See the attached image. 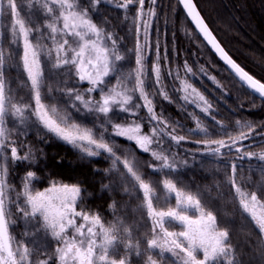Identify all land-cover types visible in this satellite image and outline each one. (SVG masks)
<instances>
[{
  "label": "snow or ice",
  "instance_id": "1",
  "mask_svg": "<svg viewBox=\"0 0 264 264\" xmlns=\"http://www.w3.org/2000/svg\"><path fill=\"white\" fill-rule=\"evenodd\" d=\"M137 2L139 8L133 18L137 34L136 67L125 73L121 65L127 59L128 50L122 46L123 37L116 31L112 17L104 14L105 6L122 10V22H126L130 6ZM145 2L27 0L28 12L22 17L25 7L22 0H0V17H11V44L17 48L22 44L23 48L20 59L27 79L20 83L31 93V101L17 99L6 75L8 68L18 67L15 52L12 48L5 51L0 45V264H133V257L139 258L145 253V264L166 261L169 264H242L230 239V230L221 225L216 211L201 192L179 187L177 177L168 178L182 165L187 166L189 160L174 153L172 145L165 144L164 137L179 145L186 136L176 134L175 128L166 131L168 122L162 114H157L146 90L154 76L161 88L160 94L171 102L161 83V59L168 61L169 57L166 48L161 54L159 40L154 45L156 60L151 73L147 68L150 56L145 49L151 47L149 34L159 5L158 0H149L146 11ZM177 3L219 59L264 101V82L255 79L231 58L193 0H177ZM184 69L186 74L195 76L187 63ZM200 71L207 74L204 66ZM208 78L215 81L212 76ZM46 81L48 91L44 94ZM85 84L87 87H83ZM181 85L185 92L191 88L194 96L190 100L184 95V106L194 104L205 115L215 111L206 97L185 80H181ZM47 98L62 102L64 108L45 103ZM141 110H146L147 115H142ZM9 117L14 120L11 127ZM194 118L196 127L188 133L209 136L208 127L199 117ZM216 123L225 128L219 120ZM144 126H149L150 131L145 132ZM176 127L182 126L176 122ZM243 127L248 130H240L238 135L225 133L227 139H204L196 143L204 145L202 155L216 158L225 170L231 165L227 183L234 190L240 209L259 230L261 238L254 248L264 261V184H257L251 175L245 176L242 163L253 158L264 162V151L246 150L242 142L252 139L257 129L250 123ZM260 128L264 131V125ZM33 129L41 140L50 133L87 157L105 156L111 161L106 174L118 173L126 194L139 199L142 193L140 208L146 211L151 222V238L147 239L146 247H142L140 240L133 242L132 228L126 227L123 218L116 215L115 201L110 205L114 219L106 223L99 212L87 208L84 195L87 189L79 182L50 180L43 190L36 187L41 182L37 169L43 153L27 140ZM116 138L134 142L141 152L150 154L147 167L164 174L161 183L167 194L165 202L174 196V205L167 209L158 207L160 200L153 181L140 171L134 155L129 159L117 153ZM19 164L27 165V171L20 177L17 190L9 175ZM249 169L259 170L264 176V163L250 164ZM105 189L112 190V185H103L102 191ZM18 222L24 225L19 240L11 231ZM50 242H54L51 251Z\"/></svg>",
  "mask_w": 264,
  "mask_h": 264
},
{
  "label": "trees",
  "instance_id": "2",
  "mask_svg": "<svg viewBox=\"0 0 264 264\" xmlns=\"http://www.w3.org/2000/svg\"><path fill=\"white\" fill-rule=\"evenodd\" d=\"M194 3L210 30L231 58L254 78L264 82V0H194ZM137 4L139 5L138 2ZM137 4L130 6V8L133 9ZM158 5L156 16L157 32L151 39L153 47L150 50L152 54L147 63V68H150L156 60V49L154 47L156 38L161 45V54L163 55L166 48L169 57L168 61L161 59V83L163 91L168 93L171 102L165 100L160 94L161 88L156 85L154 76L149 82L150 87L146 90L150 98L153 99L155 109L163 114L164 117L166 116L164 119L168 122V125H170L169 119H175L180 124L185 125L187 130L195 129V116L199 117L200 122L205 127H208L209 136H204L202 133L195 136L191 135L188 139L191 144H188V141L181 143V145L179 144L180 151L187 155L188 165L194 164L195 168H207L208 166L217 167V169L221 168L223 171L228 172L230 176L231 165L229 164L225 170L223 163L217 161L216 158L202 155L205 151L204 145H198L196 141L227 139L225 133L238 135L240 130L246 132L248 129L246 127L242 128V126L250 123L257 129V134L252 139L242 143L247 151L257 153L264 151V131L260 128L261 125H264V102L245 90L227 72L190 26L176 0H159ZM105 9L104 13H108L112 8L105 6ZM173 9H176V11H173ZM129 24V33L131 32V39H133L132 46L134 45L135 48L137 34L133 17L130 18L129 16ZM122 63L129 67V72L135 69V51L132 57L131 55L130 58L127 56V59ZM185 63L192 67L195 76L192 73L186 74V72H183L185 71ZM201 66H204L207 74L200 71ZM170 72L171 75H169ZM198 76H201L205 84L201 93L213 105L215 110L208 115L201 112L194 104L189 103L184 106L185 101L182 99L186 94L190 100L194 96L191 93V88H188L187 92L184 91L181 80L188 82L192 88L200 90L197 87L200 82ZM209 76L214 77L215 81L210 80ZM134 83L133 79L132 84L134 85ZM83 87H87V84L83 85ZM135 99L139 100L138 94ZM176 105H180V109H177ZM141 112H146V110ZM217 120L225 128L221 129V125L216 123ZM237 121H240L239 125H237ZM168 128L173 129L172 126ZM164 138L169 140L167 136ZM116 139L119 144L118 148L121 149V152L117 151V153L127 155L129 159H132L133 155L135 156L138 168L141 172L147 174V179L153 181L157 189V197L161 201L163 191L160 189L159 181L162 173L153 172L147 167L146 162L151 161L150 154L139 151L134 144L122 138ZM41 149L43 156L37 169L38 175L41 177V182L38 183L39 187L44 188L50 180L63 181L70 184L79 182L87 189L86 192L89 194L87 204L99 211H106L114 201H121L122 197H125L122 194L124 183L120 179L121 187L115 186L112 187V190L105 189L102 191V186L109 182L105 169L111 166V161L108 159V161H105V156L84 161L75 151H72L62 141L57 140H51L48 144L42 146ZM225 159L228 158L226 157ZM253 160L242 162L244 173L247 174L250 171V164L259 165L264 163L255 158ZM255 160L257 161L255 162ZM152 163L156 162L152 161ZM186 169H188L187 166ZM250 172L256 181L262 180L258 184H264V179H262L264 176L261 175L259 170ZM194 174L187 172L185 176L179 172L177 177L179 179L178 186L190 191L199 190L201 192L210 207L216 211L221 225L230 230V239L233 245L236 246L238 258L242 261V264H264V261L260 260L259 254L255 253L254 248L257 240L261 238L259 230L251 218L243 211H240L239 201L236 200V203H230L227 200L224 201L225 197L212 199V196L206 193V186L202 181L203 172L202 174L198 172V176L196 174L194 176ZM227 189L229 193L233 192L231 187H227ZM137 202L141 205V195ZM161 204L159 203L158 207L166 208L171 203L169 201ZM236 207L238 210H235ZM224 216L226 217L225 221L222 220ZM135 221L136 223H142L143 220ZM148 227V224L147 227L146 225L137 227L138 235L141 234L145 242L142 247L146 246L147 239L151 238V233H148L150 232ZM139 258L145 262L147 254L145 253ZM133 259L136 261L138 258L133 257ZM166 262V264H169L168 261Z\"/></svg>",
  "mask_w": 264,
  "mask_h": 264
},
{
  "label": "rangeland",
  "instance_id": "3",
  "mask_svg": "<svg viewBox=\"0 0 264 264\" xmlns=\"http://www.w3.org/2000/svg\"><path fill=\"white\" fill-rule=\"evenodd\" d=\"M22 2L24 3L25 7H24V10L21 12V15H22V17H24L26 15V13L28 12V9H27V6H26L27 0H22ZM158 4H159V0H158ZM148 6H149V0H146V2H145V10L146 11L148 9ZM137 8H139L138 4H137L136 7H133V9H131V8L129 9L130 18L131 17H133V18L135 17ZM156 11H157V9H156ZM104 14L105 15H109V16L112 17L114 23L117 25L116 31L119 33V35L121 37H123L122 42H121L122 46H123L124 49L128 50V53H127L128 54L127 55L128 58H130V55L132 57L134 55L135 48H134V45L132 46V44H133V39H131V35L132 34H131V32L129 33V31H130L129 19L126 22H122L123 21L122 10H115L113 8L111 9V11H108V13H104ZM36 15H39V13L37 12ZM131 15H133V16H131ZM117 16H119L120 18L118 19ZM0 31H1V35H2V41H3L2 44H3V47H4L5 51H7L9 48H12L14 50V52H15L14 59H15L16 65H18V67H16V66L10 67L6 71V75L9 78V80L11 81V87L15 90L16 95H17V99L23 97L26 102L31 101V93L29 91V88L22 87L21 83H20L22 80L26 81V79H27L26 75L22 71V61L20 59V57L23 55V48H22V44L18 48L11 44L12 37H11V17H10V15L0 17ZM156 32H157V25H156V17H155L154 18V23H153V28H152V30L150 31V34H149V45L151 47L145 49L146 55H149L150 58H151V54H152V51H150V50H152V47H153V45H151V39L155 36ZM140 35H141L140 36L141 42H143V31H141ZM156 41L157 40L155 38V42ZM153 44H154V42H153ZM121 67H122V70L125 73L129 72V67H127V65H125V64L123 65V63H122ZM150 68H151V66H150ZM150 68H148L149 73H150ZM183 72H185V71H183ZM198 77H199V81L200 82L197 85V87L200 90H198L197 88H195V89L198 92L201 93L204 90L203 87H205V84H204L201 76H198ZM47 84H48V81H46L45 87L42 89V93H44V94H46L47 91H48ZM187 84H189V83L187 82ZM191 98H194V97H191ZM45 103H48L49 105L56 104L57 107L60 108V109L64 108V104L62 102H57V101L52 100L50 98H47L45 100ZM176 107H177V109H180V105H176ZM156 111H157L158 115L161 114L158 110H156ZM141 114L144 115V116L147 115L146 112H141ZM165 117L163 116V118H165ZM77 119H79V118L77 117ZM169 120H170L169 121V124H170L169 126H172V128H175L176 134H178V135L186 134L185 135L186 136V140L182 141L181 143H186L188 141V144H191V143H189V140H188L191 135L188 133L187 127L185 125H183V124H180L178 122V120H175V119H169ZM176 122H178V124L181 125L182 127H176ZM13 123H14L13 118L9 117V126L11 127V125ZM85 123H87V120L85 121ZM172 130L173 129H169V128L166 129L167 132H171ZM144 131L145 132L150 131L149 126H144ZM43 134L44 133H42V135ZM27 140H28V142H30L32 145L35 146V148L37 149L38 152L42 150L41 149L42 146L48 144L51 140L62 141V140L57 139L54 135H52L50 133L46 134V139L41 140L40 138H38V136L36 134V131L34 129L28 135ZM124 140L127 141L126 139H124ZM62 142L66 146H68L72 151H75L76 154L81 156L82 160H84V161L92 159V158H96V157H87L86 155L81 153L78 149L73 147L72 145H69V144L65 143L64 141H62ZM127 142H129V141H127ZM130 143L134 144V142H130ZM181 143H180V145H181ZM165 144L166 145L167 144H171L172 145V151L174 153H176L181 159H183V158H185L187 156L186 153H183L182 151H180L179 145H175V143L172 142L170 139L169 140L165 139ZM198 145H200V144H198ZM201 145H203V144H201ZM117 151L121 152V149L118 148ZM234 156H235V153L233 152V157ZM227 158L231 159L232 157H227ZM105 161H108V160L105 159ZM252 161H254V160H252ZM256 161L257 160H255V162ZM40 162H41V160H40ZM187 167H188V169H186V166L184 167L182 165L177 173H173L172 176H170L168 178L178 177L179 176V172H181V174H184L185 176H186L187 172L195 173L197 176H198V172H201V174L203 172L202 181H203V184L205 183L204 185L206 186V193L209 194L210 196H212L211 197L212 199L220 198V197L224 198L225 197L224 201L227 200L230 203H233V202L236 203L237 199H234V195H235L234 190H233V192L229 193V191L227 189V187L228 188L231 187L230 184L227 183V179H228V176H229L228 172L223 171V169H221V168L217 169V167H213V166H208L207 168H205V167H203V168H197L196 167L195 168L194 164H191V165H187ZM26 171H27V165L19 164V165H17L15 167V169L13 171L10 172L9 181L11 183L15 184L17 190L20 189V185H21L20 177L23 176V174ZM195 174H194V176H195ZM244 175L245 176L251 175L252 180L255 181L257 184L262 181V180H257L256 181L255 177L252 176L250 171L247 174L244 173ZM107 177L109 178L108 184H111L112 187H115V186L121 187L122 184L119 181L118 173H116V172L107 173ZM164 178H165V176L162 173L161 174V179L159 181L160 189L162 191H163V186H162L161 181ZM262 179H264V177ZM49 182L47 183V186H48ZM47 186H45V187H47ZM36 187L38 189H40V190H43L45 188V187L44 188L39 187L38 184L36 185ZM122 194L125 197H122L121 201H116L115 202L116 203V215H118L121 218H123L126 227L130 226L132 228L133 242H135L136 240H140V241H142V245H144L145 242L142 239L141 234L138 235L139 233H138L137 227H140L142 225H146V227H147V224H148V226H149L148 227L149 228L148 231H150L148 233H151V222L147 219L146 211L140 208V205L138 204L137 198L135 196H130L128 194L125 195L124 191H122ZM12 195L14 196L15 193H13ZM84 195H85V203H86L87 208L89 210H91L92 212H99L103 216V219H104V221L106 223L110 222V221H112L114 219L113 212L110 209V207L106 211H99L96 208H92V207H90L87 204V199L89 198V194L87 192H85ZM140 195H141V198H142V193ZM166 195L167 194L163 191V197L161 198L160 204L161 203H167V202L170 201L171 204H169V205H174V203H175L174 196L171 199L167 200V202H165ZM225 195H228V196H225ZM138 205H139V208H138ZM169 205H167V207ZM167 207L163 208V209H167ZM239 209H240V206H239ZM235 210H238V208L236 207ZM240 211H242V209H240ZM142 216H143V219H141ZM140 219L143 220L142 223H136L135 220H138V222H139ZM222 220L225 221L226 217L224 216V219H222ZM174 227H176L177 229L179 228L178 225H176ZM23 228H24L23 223L22 222H18L17 225H15L11 229V231L13 232V234L16 236V238L18 240L21 239L20 233L23 231ZM53 243L54 242H50L49 251L52 250V244ZM144 247H146V246H144ZM122 254H123V251H122V246H121V255ZM166 263L167 262H165V264ZM133 264H145V262H143L141 258H138L136 261H134V259H133Z\"/></svg>",
  "mask_w": 264,
  "mask_h": 264
},
{
  "label": "water",
  "instance_id": "4",
  "mask_svg": "<svg viewBox=\"0 0 264 264\" xmlns=\"http://www.w3.org/2000/svg\"><path fill=\"white\" fill-rule=\"evenodd\" d=\"M177 1V0H176ZM194 2V0H193ZM179 8L181 9V11L183 12L185 18L187 19L188 23L190 24V26L193 28V30L196 32V34L199 36V38L201 39V41L204 43V45L210 50V52L216 57V59L223 65V67L227 70V72L245 89L247 90L250 94H252L254 97L258 98L259 100L262 101L261 98L258 97L257 94L253 93L250 89L247 88L246 85L243 84V82H241L239 80V78L235 75V73H233L228 66H226L223 61H221L219 59V57L215 54V52L211 49V47L209 45H207L206 41H204L203 36L199 33V31L196 29V26L194 24V22H192L191 18L187 16L186 12L183 10L182 5H178ZM198 10V8H197ZM199 11V10H198ZM202 16V15H201ZM203 18V17H202ZM207 24V23H206ZM222 46V45H221ZM238 64V63H237ZM239 65V64H238ZM240 66V65H239ZM256 79V78H255ZM264 102V101H263Z\"/></svg>",
  "mask_w": 264,
  "mask_h": 264
},
{
  "label": "flooded vegetation",
  "instance_id": "5",
  "mask_svg": "<svg viewBox=\"0 0 264 264\" xmlns=\"http://www.w3.org/2000/svg\"><path fill=\"white\" fill-rule=\"evenodd\" d=\"M2 43H3V41H2V35H1V31H0V45H3Z\"/></svg>",
  "mask_w": 264,
  "mask_h": 264
}]
</instances>
